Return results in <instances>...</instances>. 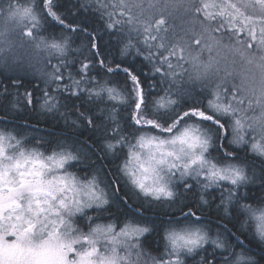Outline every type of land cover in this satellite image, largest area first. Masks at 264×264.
Here are the masks:
<instances>
[{
	"label": "snow or ice",
	"instance_id": "snow-or-ice-1",
	"mask_svg": "<svg viewBox=\"0 0 264 264\" xmlns=\"http://www.w3.org/2000/svg\"><path fill=\"white\" fill-rule=\"evenodd\" d=\"M256 5L264 13V0H249L242 7ZM92 6L105 20L106 29L127 28L122 54L134 49L143 55L141 45L147 52L144 59L152 65V75L159 77L158 83L149 84L148 93L140 75L119 64L113 68L105 59L98 60L103 74L92 75L95 65L81 61L76 75L69 72L66 80L62 69L68 68L73 43L67 33L78 30L89 38L92 49H98L93 32L66 23L59 0H0V58L12 55L22 64V52L31 50L49 63L56 59L36 101L39 108L45 113L74 109L71 114L77 120L72 125L80 120L93 131L107 120L104 154L124 153L118 171L146 203L176 200L178 185L185 191H192L194 185L202 192L218 188V208L229 217L245 214L264 241V199L244 202L248 197L240 195V189L250 183L248 166L234 149L229 150L233 145H247L264 157V87L253 101L248 98L253 90L228 86L229 73L214 82L220 69L212 59L205 62L189 54L194 73L188 79L206 81L210 98L202 107L178 110L179 100L171 89L183 80V73L176 69L182 68L184 49L164 42L160 33L166 31L165 20L153 23L132 17L128 0H93ZM180 6L201 18L204 31L219 34L213 37L216 46L234 50L249 64L257 53L264 62V15L257 28L256 20L230 0H185ZM57 26L65 31L58 34ZM12 33L15 40L9 38ZM241 34L246 37L243 41ZM195 43L199 45L200 40ZM121 71L130 87L105 79ZM160 84L167 85L161 89L163 94L152 96ZM25 103H33L31 92L25 94ZM254 105L261 108L258 117L248 115ZM120 107L130 112L129 128L120 124ZM0 124L4 125L0 127V264H141L146 255L143 240L153 228L143 220L101 222L112 212L113 203L126 205L132 197L121 196V186L115 178L107 180L104 169L86 166L92 155L102 159L92 145L85 151L81 142L29 138L23 132L27 125L13 128L6 119H0ZM200 200L209 205L203 195ZM186 207L187 212L179 210L183 221L169 220L163 251L151 257V264H186L187 258L206 253L209 245L213 252L203 258V264H255L236 251L244 242L226 226L224 233L213 236L191 206ZM143 209V204L137 205L135 215L142 217ZM190 217L194 219L189 221ZM231 239L237 240L236 247Z\"/></svg>",
	"mask_w": 264,
	"mask_h": 264
},
{
	"label": "trees",
	"instance_id": "trees-1",
	"mask_svg": "<svg viewBox=\"0 0 264 264\" xmlns=\"http://www.w3.org/2000/svg\"><path fill=\"white\" fill-rule=\"evenodd\" d=\"M59 3L63 5L60 9V14L62 17H67L66 23H72L77 29L84 27L88 32H93L98 49V51L92 49L89 38L78 30L67 33L73 41L72 52L68 56L75 62L68 68V71L73 76L76 75L81 61L91 62V64L95 65L92 75H96L97 72L103 74V69H101L98 60L105 59V62L113 68L119 64L121 68H131L136 74L140 75L146 93L149 92V84L159 82V77L152 75V65L144 59L147 52L143 51V46H141L143 55L137 54L134 49L130 50L126 55L122 54L121 50L127 42L128 35L123 34V29L120 31L106 29L105 20L101 18L95 7L92 6L93 0H59ZM64 31L63 26H57L56 32L58 34ZM64 75L67 80L66 72ZM105 79L115 81L121 87L131 86V82L127 81V77L122 71L109 74ZM205 84L195 82L191 87V93L183 94H180L173 86L171 91L174 94V98L179 100L178 110L187 109L189 106H204L207 99L210 98L209 90L204 87ZM166 87L167 85L160 84L158 88L152 91L151 95L155 96L157 93L162 95L161 89ZM44 88L45 82L42 77L3 76L2 71H0V119L8 120L13 128L27 125L28 127L23 128L24 133L35 132L38 134L36 137L43 140L52 142H81L84 144L85 151H87L88 145H92L102 159H98L96 155H92L91 160L86 161V166H98L104 169L106 179L110 181L115 178L116 182L121 186L120 195L123 196L124 193H128L132 197L127 201L126 205L119 202L113 203L112 212L105 214L106 218L102 219V221L114 220L116 223L121 224L124 221L135 222L136 220H143L149 227H152L153 231L148 233L143 240V245L148 249V264H151V257H158L163 251L164 241L162 237L169 220H184V217L179 215V211L174 209L181 207L187 212L188 207L186 205L191 206L192 211L197 213L200 221L204 224L214 226L223 231H225L223 226H226L231 233L235 234V237L244 242V247L239 248L236 247L237 240L231 239V243L233 247H236V251L240 250L244 252L246 256L252 258L255 264H264V241L255 238L251 229L248 228L245 231L242 229V224L246 223V216L243 213L237 212L232 213L229 217L218 208L219 204L210 195H207L206 198L209 200L208 206L201 203L199 195H192L186 199V203L181 204L178 199L173 200V202L168 201L171 204L170 209L162 207L148 208L145 206V203L139 199L136 200L132 194L134 191L122 181V175L118 171L124 158V153L121 152L118 155L109 154L107 156L104 154L106 140L104 127L107 126L108 121L105 120L103 126L97 127L93 131L80 120L77 121V126L72 125V121L77 120L76 115L71 114L75 112L74 109H61L57 113L37 111L36 101L41 96ZM28 92H31L33 96V103L31 105L25 103V94ZM76 103L79 104L80 102L76 101ZM101 107H104V105H101ZM108 107H111V102H108ZM80 111H84V108H81ZM66 115L67 120L65 119ZM129 116L130 112L125 110L124 107H120L118 118L120 124L125 128L131 126V122L128 119ZM0 127H4V125L0 124ZM233 149L240 159L248 165V169L258 172L260 176L259 186L255 185L252 181L253 183H249L246 188H241L248 197L246 201L249 200L252 203L255 201L259 202L260 199H264V160L252 154L247 145L242 148L232 146L229 150ZM253 198L256 199L254 200ZM139 204L144 205L142 217L135 215L137 205ZM231 211L232 209L229 208V212ZM206 247V253L201 252L195 257L187 258L186 264H203V258L211 255L213 252L211 245Z\"/></svg>",
	"mask_w": 264,
	"mask_h": 264
},
{
	"label": "rangeland",
	"instance_id": "rangeland-1",
	"mask_svg": "<svg viewBox=\"0 0 264 264\" xmlns=\"http://www.w3.org/2000/svg\"><path fill=\"white\" fill-rule=\"evenodd\" d=\"M184 2L185 0H128L129 9L127 11L129 15L136 19L151 21L153 23L156 20L164 19L165 25L162 27L166 31H162L160 33V35L165 38L164 42L166 44H174L178 46V48L184 49L183 54L185 60L180 62L182 68L176 69L177 72L183 73V80L179 81V86H174V89H176L180 94L191 93V87L195 82L201 84L207 83L206 81H192L188 79V75L190 73H194V68L191 64L189 54H191V56L198 55L200 59L205 62H207L209 59H212L215 62V66L220 69L218 75L213 77L214 82H218L220 77H225V73H229V75L225 77L228 86L231 87L233 84L237 86L243 85L244 88L253 90L249 91L248 98L255 101V99L260 95L261 88L264 87V62L259 60V54L257 53L256 59L251 64H249L247 60L242 59L234 50L216 46L213 43V37L219 34L204 31L201 25V18L195 14L186 13L184 8L180 6ZM230 2L236 4L238 7H241V10L244 11L246 15H251L256 20V27L259 28L260 18L262 15H264V13L261 12L258 5L245 9L242 7V5L248 4L249 0H230ZM136 5H140V7H137ZM0 27H2V24H0ZM126 29L124 28L122 32L123 34L128 35ZM9 38L15 40L17 37L15 33H12ZM197 39L200 40L199 45L195 43ZM244 39H246V37L241 34V40L243 41ZM133 43H135V40ZM232 43H234V41ZM22 55L24 56V62L22 64L18 63L12 55H8L6 58H0V71H2L3 76L20 75L27 78L32 76L35 78L42 77V79L46 82V74L52 71V65H55L57 60L53 58L49 63L47 60L43 59V57L36 56L31 52V50L23 51ZM67 59L69 68L75 62L69 57ZM173 63H176L175 58H173ZM68 68L62 69L64 73L66 72V77L69 73ZM204 87L205 89L207 88V90H209V87ZM36 106L39 112H43L39 108L38 104H36ZM260 114L261 108L256 107L255 105L254 109L248 113V115L252 117H258ZM24 134L29 138L38 136V134L35 132H28ZM235 147L242 148L244 146ZM259 158L264 160V157ZM248 170L249 176L251 178L250 182H252L253 179H256L257 177H260L258 172L253 170L251 171L250 169ZM122 181H124L127 186L134 191V193H132L133 197H135L136 200L139 199L141 202L145 203L146 207H162L165 209L171 208V204H169L168 201H153L151 203H146V198L139 194L137 190L130 183H128L126 178L123 176ZM175 190L177 191L176 199H178L179 203L181 204L186 203V199H188L189 196L199 195L201 193H203L202 195L204 199L206 198V196H204L205 194L210 195L214 201L220 204L221 190L218 188H209L206 192H202L199 186L194 185V189L192 191H185L178 185ZM244 193L245 191L240 189V195H244ZM180 209L181 207L174 210L179 211ZM245 218L244 219L246 223H244V225L242 224V229L245 231L249 228L255 233V222L249 221L247 217ZM192 219L193 218H189V221ZM101 222L107 223L108 221L101 220ZM114 222L116 223V221ZM201 224L208 228L210 230V234L213 236H215L216 233H224L223 230L214 226H208L203 222H201ZM142 247L146 255L142 257L141 264H148V249L144 245H142Z\"/></svg>",
	"mask_w": 264,
	"mask_h": 264
},
{
	"label": "bare ground",
	"instance_id": "bare-ground-1",
	"mask_svg": "<svg viewBox=\"0 0 264 264\" xmlns=\"http://www.w3.org/2000/svg\"><path fill=\"white\" fill-rule=\"evenodd\" d=\"M44 82H45V81H44ZM45 85H46V82H45ZM37 111H38V109H37ZM259 179H260L259 177H257L256 179H253L254 184L257 185V186H259V183H260ZM253 182H252V183H253ZM250 183H251V182H250ZM202 194H203V193L199 194V197H201ZM204 196H206V198H207V195H206V194H205ZM206 198H205V199H206ZM251 203H252V202H251ZM255 203H258V202L255 201L254 204H255ZM244 216H246V215L244 214ZM252 233L254 234L255 238H258V239H259V237L254 233L253 230H252ZM259 240H260V239H259ZM237 252H241V251H240V250H237Z\"/></svg>",
	"mask_w": 264,
	"mask_h": 264
},
{
	"label": "flooded vegetation",
	"instance_id": "flooded-vegetation-1",
	"mask_svg": "<svg viewBox=\"0 0 264 264\" xmlns=\"http://www.w3.org/2000/svg\"><path fill=\"white\" fill-rule=\"evenodd\" d=\"M245 195V194H244ZM246 202H248V203H251L249 200L248 201H246Z\"/></svg>",
	"mask_w": 264,
	"mask_h": 264
}]
</instances>
